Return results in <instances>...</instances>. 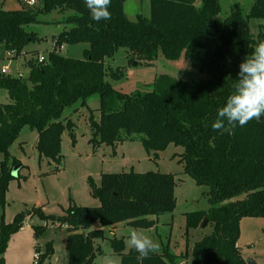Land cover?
I'll return each instance as SVG.
<instances>
[{
  "label": "trees",
  "instance_id": "1",
  "mask_svg": "<svg viewBox=\"0 0 264 264\" xmlns=\"http://www.w3.org/2000/svg\"><path fill=\"white\" fill-rule=\"evenodd\" d=\"M125 2L111 0V19L99 22L91 18L84 0H41L34 6L0 9V44L18 56L38 39L25 25L36 22L41 13L72 11L65 21L71 27L55 36V47L45 62L29 60L27 76L0 70V89L9 96V102L0 103V205H6L9 182L19 178V172L12 174L19 161L9 165L8 158L22 128L37 129V149L59 166L65 128L71 130L73 144L76 141L73 121L62 119L64 110L78 102L85 106L90 97L99 95L100 118H89L93 129L89 141L94 147L115 145L135 133L141 135L147 152L155 155L170 144L182 146L179 162L184 172L198 185L209 187V209L187 213L186 228L197 229L207 220L213 230L195 243L193 258L186 264H247L238 246L240 221L246 216L264 217V117L233 132H217L211 125L233 91L239 64L260 42L250 31L249 19H264V0H254L246 15L231 10L223 18H219L221 0H150V16L140 14L135 21L128 18ZM83 42L88 44L83 58L59 52L63 44ZM120 47L147 63L160 54L168 60L184 56L206 77L185 80L160 75L151 90L123 92L106 79V60ZM89 182L100 205L71 203L62 215L46 214L42 207L29 213L66 225L68 264H94V241L104 237L103 226L126 222L149 228L155 221L148 215L171 212L176 205L174 173L130 170L103 173L99 186L92 179ZM27 215L19 212L6 222L1 214L0 264H6L9 241ZM96 221L101 228L81 231ZM46 227L37 226L35 234ZM112 245L121 254V264H174L178 257L165 250L139 259L133 249L123 253V239L114 238ZM53 252L51 242L39 254L38 264Z\"/></svg>",
  "mask_w": 264,
  "mask_h": 264
},
{
  "label": "rangeland",
  "instance_id": "2",
  "mask_svg": "<svg viewBox=\"0 0 264 264\" xmlns=\"http://www.w3.org/2000/svg\"><path fill=\"white\" fill-rule=\"evenodd\" d=\"M254 0H221L222 10L219 18L227 16L231 10H239L248 14ZM26 6L21 0H0V9H19ZM125 11L129 19L135 21L137 16H150V0H127ZM69 10H54L41 13L34 23L25 25L28 32H34L38 39L29 43L23 52L13 55L0 44V70L7 68L11 75L29 74L28 61L37 62L33 54L48 57L55 47V36L69 29L66 23ZM250 31L255 39L261 41L264 36V19L250 18ZM260 39V40H259ZM87 43L63 44L59 52L71 58H83ZM107 80L112 86L126 93L151 90L155 79L160 75H170L176 79L192 80L205 78L206 74L193 68L182 56L177 60H168L160 56L153 62L147 63L128 48L120 47L112 57L107 58ZM111 72V73H110ZM116 72L113 77L112 73ZM9 102L8 92L0 89V103ZM100 97L94 95L82 106L80 102L64 110L62 119H71L74 123L73 132L75 144L70 135L71 130L65 128L61 139L62 162L58 166L48 157L41 155L37 149L38 131L26 125L20 131L17 139L9 148L8 164L14 160L22 164L19 178L11 180L6 191V205H0L4 220L11 222L19 212L28 215L24 226L12 235L4 254L6 264H34L35 254H44L47 245L52 242L54 252L47 256L42 264H68L66 249L67 229L58 222L52 223L39 218L33 208L42 207L46 214L62 215L72 203L82 206H98L100 201L92 195L93 187L89 179L97 186L101 184L103 173H119L135 170L136 172L159 171L174 173L176 178V205L173 211L163 214H151L147 217L155 219V224L149 228L134 227L126 222L113 226H103L104 237L94 241L96 256L94 264H103L106 254H111L121 264V254L114 250V238L124 240L123 253L130 248L125 241L132 230L148 235L160 245L157 253L165 250L175 253L178 257L174 264H186L193 258V248L197 241L213 230L211 226H201L187 231V213L207 210L210 207L207 192L208 186L198 185L195 180L184 172V166L179 162L182 146L170 144L158 155L148 153L139 134L115 145L102 143L97 147L89 140L93 136L89 118H100ZM3 155H0V160ZM59 167V169H57ZM32 210V211H31ZM47 225L38 235L36 227ZM101 228L98 221L81 231ZM238 246L247 264H264V217L246 216L240 221V237Z\"/></svg>",
  "mask_w": 264,
  "mask_h": 264
},
{
  "label": "clouds",
  "instance_id": "3",
  "mask_svg": "<svg viewBox=\"0 0 264 264\" xmlns=\"http://www.w3.org/2000/svg\"><path fill=\"white\" fill-rule=\"evenodd\" d=\"M84 4L93 20L111 19V0H84ZM238 68L233 91L217 110L211 125L214 131L233 132L237 126L243 127L253 119L264 117V41L255 45ZM125 243L138 253L139 259H149L160 248L157 241L136 230L129 233ZM103 264H118V261L111 254H106Z\"/></svg>",
  "mask_w": 264,
  "mask_h": 264
},
{
  "label": "built area",
  "instance_id": "4",
  "mask_svg": "<svg viewBox=\"0 0 264 264\" xmlns=\"http://www.w3.org/2000/svg\"><path fill=\"white\" fill-rule=\"evenodd\" d=\"M24 4L28 5V6H34V5H37L41 0H21ZM12 54L15 56L16 55V52L15 50H12ZM36 60L37 62H45L47 60V57H44L43 55H40L38 54L36 56ZM1 72L4 73V74H8L7 73V68L6 67H3L1 69ZM20 76H23L20 74ZM64 227H66V225H63ZM35 260H34V264H38V261H39V254L36 253L35 254Z\"/></svg>",
  "mask_w": 264,
  "mask_h": 264
},
{
  "label": "water",
  "instance_id": "5",
  "mask_svg": "<svg viewBox=\"0 0 264 264\" xmlns=\"http://www.w3.org/2000/svg\"><path fill=\"white\" fill-rule=\"evenodd\" d=\"M21 166H22V164H18V165H16V166L13 168V170H12V174H13V176H17V175H18V172L20 171ZM206 223H207V220L204 221L203 226H205Z\"/></svg>",
  "mask_w": 264,
  "mask_h": 264
},
{
  "label": "crops",
  "instance_id": "6",
  "mask_svg": "<svg viewBox=\"0 0 264 264\" xmlns=\"http://www.w3.org/2000/svg\"><path fill=\"white\" fill-rule=\"evenodd\" d=\"M127 1V0H126ZM126 3V2H125ZM135 171V170H134ZM153 220H155V219H153ZM25 224V223H24ZM66 228V227H65Z\"/></svg>",
  "mask_w": 264,
  "mask_h": 264
}]
</instances>
